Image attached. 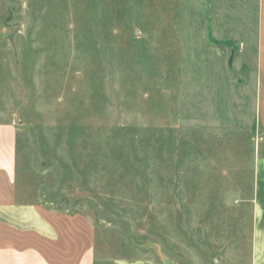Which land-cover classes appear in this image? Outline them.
Instances as JSON below:
<instances>
[{
  "label": "rangeland",
  "instance_id": "rangeland-1",
  "mask_svg": "<svg viewBox=\"0 0 264 264\" xmlns=\"http://www.w3.org/2000/svg\"><path fill=\"white\" fill-rule=\"evenodd\" d=\"M201 7L0 0L19 198L86 219L101 256L252 264V101H234L253 59L202 56Z\"/></svg>",
  "mask_w": 264,
  "mask_h": 264
},
{
  "label": "crops",
  "instance_id": "crops-1",
  "mask_svg": "<svg viewBox=\"0 0 264 264\" xmlns=\"http://www.w3.org/2000/svg\"><path fill=\"white\" fill-rule=\"evenodd\" d=\"M201 1V26L206 28H202V42L217 43L203 46L202 56L224 55L231 47L229 57L253 59L251 65L243 62L237 68L245 74L239 80L243 100L237 93L239 101L234 102L245 113L248 101H252L251 129L256 139L252 264H264V0ZM202 70L208 74L210 69ZM18 132L14 120H0V264H166L150 258L101 256L86 219L20 200Z\"/></svg>",
  "mask_w": 264,
  "mask_h": 264
}]
</instances>
